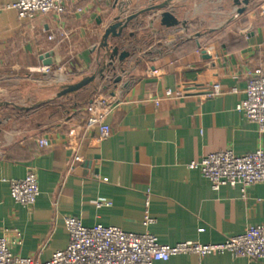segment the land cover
Listing matches in <instances>:
<instances>
[{"label": "crops", "instance_id": "crops-1", "mask_svg": "<svg viewBox=\"0 0 264 264\" xmlns=\"http://www.w3.org/2000/svg\"><path fill=\"white\" fill-rule=\"evenodd\" d=\"M15 2L0 0V238L13 256L45 263L65 250L66 218L168 246L220 244L264 226V182L245 193L214 190L195 167L212 154L264 149V134L236 110L255 71L264 76V0H71L63 16L25 20L10 8ZM163 5L102 47L116 19ZM166 12L177 26L163 25ZM91 76L89 86L60 97ZM188 85L184 98L167 93ZM214 85L222 94L207 97ZM94 106L112 109L106 140L87 127ZM25 122L30 133L21 131ZM29 173L40 193L31 209L11 196V183ZM156 264L264 260L181 255Z\"/></svg>", "mask_w": 264, "mask_h": 264}, {"label": "built area", "instance_id": "built-area-1", "mask_svg": "<svg viewBox=\"0 0 264 264\" xmlns=\"http://www.w3.org/2000/svg\"><path fill=\"white\" fill-rule=\"evenodd\" d=\"M70 1L16 0L10 8L16 10L19 18L23 20L34 19L40 15L60 17L65 14ZM58 34L62 36L60 32ZM55 38L51 35L48 40L52 42ZM190 89L191 86L188 85L167 93L184 98ZM206 94L207 97H213L222 94V90L219 85H214ZM96 103L99 104L98 99ZM236 110L248 121L256 124L260 134H264V76L261 70L255 71V78L245 90V99ZM111 111L110 106L102 109L94 106L91 109L87 127L98 128L100 140H106L111 134L110 127L105 123ZM39 145L41 148L49 147L45 139H40ZM78 161H81L79 157L73 158V162ZM195 167L210 182L214 190L230 186L240 187L245 193L248 188L264 182V149L244 156H236L232 151L212 154ZM39 194L37 176L34 173H29L23 180L11 183V196L14 202L24 208H33ZM65 226L70 235L69 245L65 250L56 252L48 262L40 263L29 258L15 257L10 252L6 240L0 238V264H156L168 262L172 257L181 255L201 258L224 254L251 261L264 260V226L251 227L245 234L227 238L220 244L187 242L175 246L161 244L151 234L137 235L103 226L86 228L79 220L72 218L65 219Z\"/></svg>", "mask_w": 264, "mask_h": 264}, {"label": "water", "instance_id": "water-1", "mask_svg": "<svg viewBox=\"0 0 264 264\" xmlns=\"http://www.w3.org/2000/svg\"><path fill=\"white\" fill-rule=\"evenodd\" d=\"M245 4L248 5L249 4V0H245ZM165 6L166 5L159 6L157 8H149L147 10H144V11L140 12L137 15L130 16L124 22L120 21L119 19H116L115 22L105 30V33H104V36H103L102 47L109 48V43L108 42H109L110 38L120 37L122 35L123 31L128 28L129 24L134 19H136L138 16H140L141 14L150 12V11H152L154 9H163V8H165ZM240 13H242V11ZM161 17H162V23H163L164 26L172 27V26H177L178 25V22L168 12L163 13ZM117 55H118V49L113 48L112 49V53L110 54V60H111L110 65H112V62L115 60ZM128 56H129L128 54L123 53V54L120 55L119 60L123 61ZM52 57H53V53L46 55L43 58L44 65L53 66L54 62L52 60ZM102 73L103 72H101L100 74H102ZM95 78H96L95 76L87 77L84 80H82L81 82H79L78 84H75L73 86H69V87L64 88L63 92L60 94V97L81 91L82 89H84L87 86H89L95 80Z\"/></svg>", "mask_w": 264, "mask_h": 264}, {"label": "rangeland", "instance_id": "rangeland-1", "mask_svg": "<svg viewBox=\"0 0 264 264\" xmlns=\"http://www.w3.org/2000/svg\"><path fill=\"white\" fill-rule=\"evenodd\" d=\"M28 90V87H24L23 88V92H24V94H25V91H27ZM17 103H20L19 105H25L24 104V102H23V100L20 98V100L17 102ZM25 126V128H23L24 130H21V131H23V132H28V131H30V130H28V129H30V125H29V122H25V123H23ZM28 133H30V132H28ZM28 133H24V135H28Z\"/></svg>", "mask_w": 264, "mask_h": 264}]
</instances>
